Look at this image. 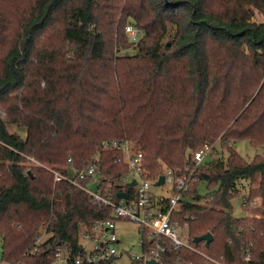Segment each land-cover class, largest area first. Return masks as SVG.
<instances>
[{
    "label": "trees",
    "instance_id": "16d2710c",
    "mask_svg": "<svg viewBox=\"0 0 264 264\" xmlns=\"http://www.w3.org/2000/svg\"><path fill=\"white\" fill-rule=\"evenodd\" d=\"M258 11L264 0H0L1 262L52 264L60 248L76 255L81 224L86 233L113 219L111 205L31 158L65 172L100 157V188L119 202L118 192L134 199L136 189L120 183L125 152L103 143L129 141L148 178L170 167L193 180L172 213L190 247L161 237V264H264V155L248 161L236 149L264 145ZM128 25L143 33L135 44ZM207 148L211 161L196 165ZM244 191L249 214L234 216ZM209 232L210 242L194 241ZM152 245L142 242L143 252Z\"/></svg>",
    "mask_w": 264,
    "mask_h": 264
},
{
    "label": "built area",
    "instance_id": "2783aa9c",
    "mask_svg": "<svg viewBox=\"0 0 264 264\" xmlns=\"http://www.w3.org/2000/svg\"><path fill=\"white\" fill-rule=\"evenodd\" d=\"M126 33L131 41L137 42L142 37V31L134 25L126 27ZM117 147L125 152V162L129 164V171L122 177V185L129 186V183L135 182L136 194L134 199H121L119 202L112 200L105 195L101 188L102 180V165L100 157H97L87 168L75 169L69 167L63 172L60 169L45 167L53 173L56 182L66 180L74 186L80 187L87 191L93 200L98 204L111 205L113 214L117 219H126L137 222L140 225L142 242L151 240L152 247L143 252L141 255L132 256L133 264H146L148 260H156L161 263V258L165 253V248L160 243L161 237H166L172 241L175 248L188 246V239H183L179 229L182 227L172 223V213L178 208L180 200L186 191L190 189L192 184L191 175L183 173L180 169L166 167L162 173L156 176L153 180L148 178L142 166V152H133L129 141L119 143L117 141H105L103 148ZM200 150L195 154L194 161L196 165L201 164L200 161L207 153ZM71 160V159H70ZM31 161L37 165H44L34 158ZM164 176V182L157 184L160 177ZM155 182L158 186H163L167 181L172 184L173 194L170 197L156 195L153 193L151 184ZM96 183L94 189L89 186ZM259 203V199H255ZM97 232L103 234L102 238L97 235ZM93 233H96L93 235ZM86 241H91L92 246L89 248L82 243L83 251L76 255H72L68 249H65L67 254L63 258V248L58 249L57 259H64L67 262L72 261L73 264H115L120 253L116 249L118 237L115 231V220L107 219L98 221L94 224L91 231L83 234ZM3 264V262H0Z\"/></svg>",
    "mask_w": 264,
    "mask_h": 264
},
{
    "label": "rangeland",
    "instance_id": "374dc122",
    "mask_svg": "<svg viewBox=\"0 0 264 264\" xmlns=\"http://www.w3.org/2000/svg\"><path fill=\"white\" fill-rule=\"evenodd\" d=\"M254 19L257 22H263L264 21V14L258 11L256 16L254 17ZM129 41H131V40H129ZM132 42H134V41H132ZM135 43L136 42H134L133 44H135ZM124 52L127 54H134L135 49L129 48L128 50H125ZM8 129L10 132H13V133L18 132L20 134H23V132H24L23 129H20V128L18 129L15 125H8ZM236 149L248 161H251L252 159H254V157L256 155H264V145L255 147V146H252L250 144V142H248L247 140L238 141L236 143ZM212 156L213 155H211V152L207 153L204 157H202V160L200 161V163L205 164L208 161H211ZM43 166H45V165H43ZM48 167L53 168L51 166H48ZM240 182H246V181L240 180ZM121 183H123V182H121ZM206 184H207L206 182H202L200 185L199 193L202 195H205L208 191ZM95 187H96V183H93L89 186L90 189H94ZM151 188H152L153 193H155L156 195H163L165 197H170L173 194L172 184L168 181L163 186H158L153 181L151 184ZM246 192L245 191L241 192V196H239L238 198H235L233 200L232 213L234 216L240 217V216H244V215L249 214L244 209V207L242 206V203L245 199V196L243 197L242 194H245ZM200 203L201 204H207V201L205 199H203L202 201H200ZM179 205H178V207H179ZM258 205L260 206V204L255 202V199H252L248 203L247 208L253 211L254 207H256V206L258 207ZM86 230H87V227L84 224H81L80 225V231L82 234L81 235L82 243L84 242V237H82V236ZM115 231H116V234L118 237V243L116 244V249L120 253V256L117 258L115 264H133L132 263V256L141 255L143 253L142 235L140 232V225L134 221L121 219V220L116 221ZM179 231H180L183 239H189L187 226L182 227L181 229H179ZM97 235L101 238L103 236V234L100 232H97ZM46 237H48V235L44 236L43 239H45ZM1 254H2V238L0 236V262H1ZM62 254H63V258H65L66 254H67L65 249H63ZM63 258L62 259H56L52 264H70L66 260H64Z\"/></svg>",
    "mask_w": 264,
    "mask_h": 264
},
{
    "label": "water",
    "instance_id": "95a60500",
    "mask_svg": "<svg viewBox=\"0 0 264 264\" xmlns=\"http://www.w3.org/2000/svg\"><path fill=\"white\" fill-rule=\"evenodd\" d=\"M163 182H164V176H161L160 180H159V182L157 184H161ZM129 186L134 187L135 186V182L129 183ZM116 196H117L118 199H126V200L130 199V195H129V193L127 191L118 192ZM112 216H113V218L115 217V215H112ZM211 240H212V234L210 232L206 233L204 235L195 237V239H194V241L196 243H198L200 241L210 242ZM146 264H161V263L159 261L151 259V260H148L146 262ZM210 264H214V263H210Z\"/></svg>",
    "mask_w": 264,
    "mask_h": 264
},
{
    "label": "crops",
    "instance_id": "0c3cea01",
    "mask_svg": "<svg viewBox=\"0 0 264 264\" xmlns=\"http://www.w3.org/2000/svg\"><path fill=\"white\" fill-rule=\"evenodd\" d=\"M122 182V178H121V180H120V183ZM122 184V183H121ZM121 200V199H120ZM112 215H114V214H112ZM112 218H113V216H112ZM114 220H115V223H116V221L117 220H121V219H117L116 217H114L113 218ZM94 234H96V233H93V235ZM85 245H87L89 248L92 246V243H91V241H86L85 239H84V242H83ZM89 243V244H88Z\"/></svg>",
    "mask_w": 264,
    "mask_h": 264
}]
</instances>
